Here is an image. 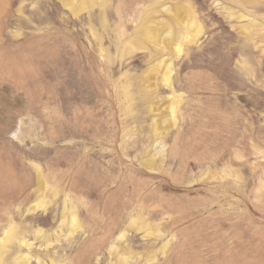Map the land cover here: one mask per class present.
Wrapping results in <instances>:
<instances>
[{
    "label": "rangeland",
    "instance_id": "1",
    "mask_svg": "<svg viewBox=\"0 0 264 264\" xmlns=\"http://www.w3.org/2000/svg\"><path fill=\"white\" fill-rule=\"evenodd\" d=\"M0 264H264V0H0Z\"/></svg>",
    "mask_w": 264,
    "mask_h": 264
}]
</instances>
